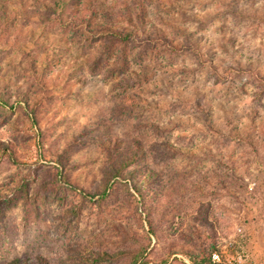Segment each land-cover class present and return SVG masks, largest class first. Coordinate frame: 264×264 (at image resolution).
Returning a JSON list of instances; mask_svg holds the SVG:
<instances>
[{
	"label": "rangeland",
	"instance_id": "1",
	"mask_svg": "<svg viewBox=\"0 0 264 264\" xmlns=\"http://www.w3.org/2000/svg\"><path fill=\"white\" fill-rule=\"evenodd\" d=\"M25 1L21 12L8 0L13 13L0 19V100L13 105H0V138L18 150V163L0 159V193L13 198L0 217V237L12 243L0 264L24 255L130 264L122 252L141 245L153 264L173 249L166 264H184L182 248L197 245L193 227L207 243L235 240L263 264L264 0H144V23L108 52L106 39L44 31L35 0ZM121 54L126 71L116 74L110 68L122 65ZM58 75L63 85L48 87ZM24 98L41 99V134ZM107 128L120 136L119 148L137 140L144 153L128 168L129 181L107 182L104 152L89 157ZM72 133L80 149L68 148ZM59 155L64 175L91 197L58 177Z\"/></svg>",
	"mask_w": 264,
	"mask_h": 264
},
{
	"label": "trees",
	"instance_id": "2",
	"mask_svg": "<svg viewBox=\"0 0 264 264\" xmlns=\"http://www.w3.org/2000/svg\"><path fill=\"white\" fill-rule=\"evenodd\" d=\"M7 1L8 0L0 1V19H4L5 17L8 19V15L13 13L12 8L9 7ZM146 1L151 2L152 0ZM17 3L21 6V8L18 9L21 12H23L24 8L28 6L25 0H17ZM30 5L35 6L37 9L36 12H39V15L36 16V20L40 21L44 31H48L49 28L54 26L55 30H68L71 32L70 35H77L80 33L81 35H84V37L90 39H106L107 43L103 44V48L106 52L111 51V45L114 43V41L125 45L132 38L133 34L136 33L139 25L144 23L147 14L144 0H119V2L117 0H79V2L75 1L74 3H71V0H35ZM29 19L31 20V17H29ZM6 23L7 21H4L5 26ZM166 40L167 39H164L163 41L166 43ZM33 41L35 45H39L38 40L34 38ZM150 41H153V39H150ZM28 55L30 58L33 57L32 53H28ZM121 57L122 65L120 63L119 66H115L113 69L110 68L112 72H117L116 74L126 71V56L121 54ZM50 63L51 61H49V64ZM32 69H34L33 65ZM65 78L66 77L64 75H58L48 81L47 86L58 88L63 85L61 81ZM77 80L82 82L80 77H78ZM46 90L47 87L45 85L43 91ZM40 101L41 99H38L36 102L29 104L27 99L24 98L23 104V112L30 120L31 125L35 126L36 131H38L39 134H41V125L38 115L40 112L38 109ZM0 105H4L8 108L13 107L12 104L8 105L6 102L1 100ZM77 138V134L72 133L71 137L67 139L66 144L69 149H73L76 146H78L77 149L81 148V141ZM40 140L38 141L39 147L42 146V142ZM120 143V136L112 133L107 128L103 132V135L96 139L95 151L89 153V157L94 158L97 154L96 152H104L105 161L101 166V170L103 173H105V175H107V182H109L110 179L117 177L124 178L125 180L129 181L130 178L128 175L130 176L129 172L131 171H128V168L138 164L143 160L142 158L144 153L140 149L137 140L135 142L137 145H130L124 148L118 147V144ZM86 153V151L80 150L78 154L79 157H82L83 154ZM4 156L14 163H18V150L15 142L11 139L0 138V159ZM55 169L58 177L60 176L59 178L61 180H64L65 183L70 184V188L79 189L81 192L86 193L85 196L90 195L91 197L93 195L90 192H86L83 188L77 187L78 185L76 181L71 179L70 175L67 177L64 175V173H67V161L64 156H58L55 161ZM135 178L139 183H142V185L150 184V181L146 175L137 174ZM48 183L49 182H42L41 187L48 188ZM27 184L28 183H25V185ZM137 190H139V186L137 187ZM141 191H143V189L140 190V192ZM105 194V190H103L101 192V196H104ZM12 200L13 198L0 193V217L11 206ZM148 225L150 228L153 226L149 219ZM193 228V233H191L189 237L192 241L194 240L197 242V245L195 249L182 248V252L189 260V262L184 264H217L211 261L210 256L211 252L217 247L218 243L214 240V238L209 240L207 243V241L203 239L196 231L195 227ZM152 231V235L155 236V231ZM6 243L8 244L5 248H3L2 246H5ZM172 245L175 246L173 241L169 243V246ZM9 246H12V243L6 238L2 239L0 237V250L5 252L6 248ZM177 250L179 251V249H173L171 252ZM238 251L241 252L240 249H238ZM171 252H169L166 257L162 258L158 264H166L170 259ZM122 253L129 256L130 264H153L148 257L149 249L147 245H141L136 249L126 250L125 253ZM103 254L109 258L112 256L107 252H103ZM105 256L100 258H106ZM1 257H3V255H1ZM4 264H49V262L43 255H36L33 257L24 255L12 256Z\"/></svg>",
	"mask_w": 264,
	"mask_h": 264
},
{
	"label": "built area",
	"instance_id": "3",
	"mask_svg": "<svg viewBox=\"0 0 264 264\" xmlns=\"http://www.w3.org/2000/svg\"><path fill=\"white\" fill-rule=\"evenodd\" d=\"M210 257L211 261L217 264H256L238 251L236 241L233 239L219 243Z\"/></svg>",
	"mask_w": 264,
	"mask_h": 264
}]
</instances>
